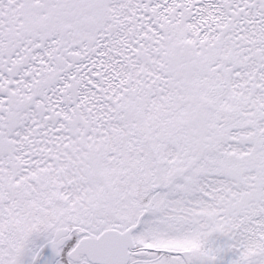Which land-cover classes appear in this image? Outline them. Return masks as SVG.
Masks as SVG:
<instances>
[{
	"label": "snow or ice",
	"instance_id": "snow-or-ice-1",
	"mask_svg": "<svg viewBox=\"0 0 264 264\" xmlns=\"http://www.w3.org/2000/svg\"><path fill=\"white\" fill-rule=\"evenodd\" d=\"M0 264H264V0H0Z\"/></svg>",
	"mask_w": 264,
	"mask_h": 264
}]
</instances>
